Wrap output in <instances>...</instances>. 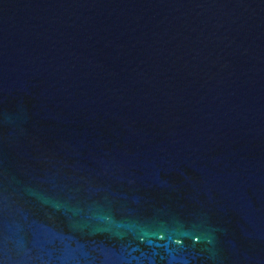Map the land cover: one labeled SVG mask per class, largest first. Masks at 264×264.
I'll return each instance as SVG.
<instances>
[{
	"label": "water",
	"instance_id": "95a60500",
	"mask_svg": "<svg viewBox=\"0 0 264 264\" xmlns=\"http://www.w3.org/2000/svg\"><path fill=\"white\" fill-rule=\"evenodd\" d=\"M0 264H264V0H0Z\"/></svg>",
	"mask_w": 264,
	"mask_h": 264
}]
</instances>
